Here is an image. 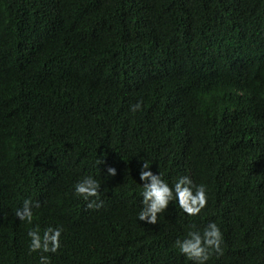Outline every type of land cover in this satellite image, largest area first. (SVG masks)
Segmentation results:
<instances>
[{"label": "trees", "instance_id": "16d2710c", "mask_svg": "<svg viewBox=\"0 0 264 264\" xmlns=\"http://www.w3.org/2000/svg\"><path fill=\"white\" fill-rule=\"evenodd\" d=\"M176 53L184 68L162 77ZM152 71L173 100L118 105L126 75ZM202 71L211 92L264 123V0H0V264H192L174 242L210 221L223 254L206 264H264L250 252L264 248V136L228 167L214 123L180 124L183 83L203 85ZM142 159L169 184L206 185L201 213L171 202L154 226L136 223ZM86 175L101 183L99 209L73 194ZM25 199L39 204L31 223L15 216ZM49 227L62 229L59 251L29 253L27 232Z\"/></svg>", "mask_w": 264, "mask_h": 264}, {"label": "clouds", "instance_id": "9594fccd", "mask_svg": "<svg viewBox=\"0 0 264 264\" xmlns=\"http://www.w3.org/2000/svg\"><path fill=\"white\" fill-rule=\"evenodd\" d=\"M164 65H166L165 74L162 76L164 78L176 75L180 68H184L179 53L172 54L171 59L166 58ZM171 66H173L172 71ZM155 76L158 75L154 71L149 77L140 72L133 79L127 74L126 77L130 80H124V84L116 88L117 96L121 98L118 105L128 101L131 103L139 96L147 94H154L164 102L173 100L172 95L164 89L149 84L148 79ZM200 79L203 81V85L194 79V76H190L183 83V88H188L191 92L183 90L186 95L183 97V102H180L182 109L177 112L178 121L190 130L196 127L200 130L206 122L214 123L209 140L219 141L220 151L223 154L220 156L221 160L224 165L230 167L227 162L229 157L249 153L254 148L258 150L257 145L264 136V123L255 125L247 117L244 119L240 113L235 111L234 104L224 94L211 92L206 86L207 79H205L203 71L200 73ZM141 107L142 102L138 100L130 105V111L135 113L141 110ZM93 141L96 142L97 139H93ZM0 162L3 165L8 164L4 159ZM100 163H102V159L99 161ZM115 174L116 168L107 166L106 175L115 176ZM137 174L142 182V188L138 193L142 207L137 212L135 221L148 229L157 223L158 218L164 216L162 213L171 206V202H175L189 217L198 216L207 203L206 185L195 184L189 175L178 176L173 183L169 184L161 173L153 172L148 161L143 159ZM73 194L86 201L87 208L99 209L104 204L101 199V183L92 175L81 177L73 186ZM38 206V203L34 204L25 199L22 207L16 208L15 216L21 221L31 223L32 209ZM61 231L60 227H49L41 235L39 231L29 230L27 232L29 253L58 252L61 247ZM222 243L223 234L220 227L210 221L201 223L196 230L190 228L183 238L175 240L174 246L186 257V262L206 264L213 253L217 256L223 254ZM250 252L252 257H257L260 262L264 260V248L259 245L253 246ZM39 264H50V258L40 255Z\"/></svg>", "mask_w": 264, "mask_h": 264}]
</instances>
